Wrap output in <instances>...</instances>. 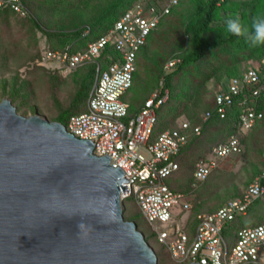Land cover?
Masks as SVG:
<instances>
[{
    "label": "trees",
    "instance_id": "obj_1",
    "mask_svg": "<svg viewBox=\"0 0 264 264\" xmlns=\"http://www.w3.org/2000/svg\"><path fill=\"white\" fill-rule=\"evenodd\" d=\"M137 2L139 0H24L31 12L24 20L30 22L33 29L47 36L50 46L42 50L43 57L47 50L86 49L89 43L105 36ZM258 14H264V0H178L170 14L162 17L137 55L133 85L123 97L129 105L128 118H135L152 94L164 88L169 90L170 97L157 111L158 121L153 139L165 131L180 129L183 122H188L191 126L188 143L175 157L180 169L167 179V183L176 192L192 195L191 192L198 186L208 188L220 179L225 172L222 163L224 160L203 182L195 179L194 172L198 162L208 160L214 148L232 136L239 138L240 152L228 158L241 157L250 152L256 157L246 186L262 175L264 90L255 96L253 91L243 89L235 97L233 104L227 107L224 118L221 117L216 102L217 94L226 91L232 80L242 79L253 68V64L261 63L264 58V45L251 46L243 38L231 35L227 32L226 20L239 17L245 24H250L252 17ZM12 15L15 13L8 9L1 10L0 23L6 22ZM117 55L114 47L108 44L98 63L83 65L69 73L82 84V90L74 99V104L79 103L83 95L89 99L98 64L104 70ZM173 61L179 62L167 69V64ZM249 61L252 62L245 65ZM50 66L59 71L55 66ZM211 77L215 78L217 84L211 94L206 95L207 83ZM86 111L87 106L84 111L77 113L73 109H67L56 121L66 126L72 116ZM251 111L262 114V118L256 119L251 129L244 133L240 128L241 116ZM199 126L202 132L197 136L194 129ZM196 148L199 149L198 152H195ZM181 176H186V179L176 187L174 184ZM262 184L264 185V178ZM242 194L230 195L224 203L222 198H217L214 202L209 199L199 202L195 198L191 200L193 207L188 213L189 219L193 221L199 214L214 213ZM130 199L134 197L123 203ZM254 205H262L264 208V198L255 200L248 214ZM247 217L234 223L242 222ZM156 253L160 260L161 255L157 251ZM168 257L170 258L169 254ZM170 260L172 264H178L171 258Z\"/></svg>",
    "mask_w": 264,
    "mask_h": 264
},
{
    "label": "built area",
    "instance_id": "obj_2",
    "mask_svg": "<svg viewBox=\"0 0 264 264\" xmlns=\"http://www.w3.org/2000/svg\"><path fill=\"white\" fill-rule=\"evenodd\" d=\"M177 4L178 0H139L105 36L89 43L86 49L47 50L42 60L54 64L66 75L83 65L98 63L108 44L118 52L106 69L98 64L87 111L72 116L66 128L77 138L92 141L95 155H107L115 168L124 171L129 179L124 186L128 185L129 193L122 192V200L134 197L158 243L167 249L174 262L264 264V223L230 232L235 221L248 216L253 202L264 198V168L262 175L246 188L241 197L228 201L214 213H202L190 221L188 213L193 207L192 196L174 191L167 183V179L180 169L175 157L188 143L190 124L183 122L180 129L165 131L153 139L157 111L170 97L169 90L164 88L152 94L135 118H128L129 105L123 97L133 85L137 55L162 17L170 14ZM4 9L22 18L31 13L24 0H0V11ZM178 62H170L166 68L170 69ZM243 89L253 91L255 96L264 90V58L261 63L253 64L242 79L232 80L226 91L217 94L216 102L222 118ZM259 118L262 114L254 111L243 114L241 131L248 132ZM201 132L200 126L194 129L197 136ZM141 146L147 148L150 158L140 153ZM238 152L240 140L232 136L214 148V157L197 163L195 179L199 182L207 180L213 170L220 167L222 160ZM159 223L165 224L166 228H160Z\"/></svg>",
    "mask_w": 264,
    "mask_h": 264
},
{
    "label": "water",
    "instance_id": "obj_3",
    "mask_svg": "<svg viewBox=\"0 0 264 264\" xmlns=\"http://www.w3.org/2000/svg\"><path fill=\"white\" fill-rule=\"evenodd\" d=\"M94 149L0 102V264H159L124 217L129 179Z\"/></svg>",
    "mask_w": 264,
    "mask_h": 264
},
{
    "label": "rangeland",
    "instance_id": "obj_4",
    "mask_svg": "<svg viewBox=\"0 0 264 264\" xmlns=\"http://www.w3.org/2000/svg\"><path fill=\"white\" fill-rule=\"evenodd\" d=\"M49 46V40L43 32L33 29L30 22L16 14L10 16L6 22L0 23V102L9 99L21 115H40L49 121H56L67 109H73L74 113L84 111L88 97L83 95L80 102L74 104V99L82 90V84L73 75H65L52 69L50 65L54 64L43 62L41 52ZM216 84L215 78L211 77L207 83L206 95L211 94ZM139 151L147 158L151 157L146 147L141 146ZM198 151L196 148L195 152ZM190 155H193V152H190ZM212 157L213 154L208 160ZM255 160L253 152L225 159L222 162L225 171L222 177L208 188L203 185L195 188V191L191 192L192 200L196 198L199 202H205L209 199L214 202L217 198H222L224 203L230 195H241L246 190V182L251 176ZM185 179L186 176H181L174 185H182ZM123 209L125 219L136 221L151 247L161 255L159 264H172L167 249L158 243L155 232L142 216L136 201L130 199L123 203ZM262 222L264 208L262 205H254L248 217L242 222L234 223L230 232ZM158 225L162 229L166 228L165 224Z\"/></svg>",
    "mask_w": 264,
    "mask_h": 264
},
{
    "label": "clouds",
    "instance_id": "obj_5",
    "mask_svg": "<svg viewBox=\"0 0 264 264\" xmlns=\"http://www.w3.org/2000/svg\"><path fill=\"white\" fill-rule=\"evenodd\" d=\"M226 29L251 46L264 45V14L252 17L250 24H245L239 17H230L226 20Z\"/></svg>",
    "mask_w": 264,
    "mask_h": 264
}]
</instances>
